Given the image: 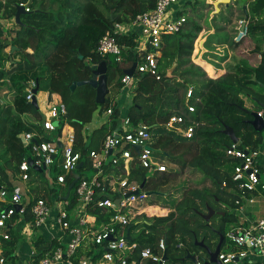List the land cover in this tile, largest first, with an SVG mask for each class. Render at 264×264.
<instances>
[{
    "label": "trees",
    "instance_id": "16d2710c",
    "mask_svg": "<svg viewBox=\"0 0 264 264\" xmlns=\"http://www.w3.org/2000/svg\"><path fill=\"white\" fill-rule=\"evenodd\" d=\"M82 1V4L79 3L80 0L0 2V15L4 19H13L17 6L28 4L29 9L26 14L20 16L21 25H17V28L8 34L0 25V85L9 80L11 84L9 89L12 91L0 98V144L5 150L4 156L0 159V188L8 194L14 191L16 185L13 181L16 178L10 176L9 172L17 176L21 162L31 157V146H24L20 137L27 133L44 136L39 124L43 120V114L26 101L25 87L30 81L35 82L39 92L60 97L66 107V115L59 120L57 132H60L64 122L73 127L72 148L74 152L80 153L79 163H83L80 169L66 174L65 187L60 189L58 187V190L51 188L50 185L54 186L56 177L64 174L59 167L61 151L56 157L55 164L48 171L49 174H53L51 184L40 180L39 177L44 172L29 170L25 183L29 184L28 191L35 198H30L28 192L26 195L21 192L25 206L23 216L14 213L6 221L8 227L5 233L8 239L0 238L2 264H14L17 258L15 252L21 244L19 230L12 227L13 223L22 221L23 224H32L33 216L30 209L37 200L49 203L66 196L75 176L73 173H78L81 179L89 180L90 177H84L81 172L86 166L92 170L88 159L89 152L98 151L100 146L95 144L103 141L105 135L118 126L120 110L116 104L111 103L106 96L105 103L98 105L95 103V90L92 87L84 85L71 91V84L89 80L90 68L104 62L107 68L108 92L111 86L120 90L124 87L121 83L124 72L133 64L141 62L140 55L135 51L137 34L116 37L119 45L126 48L122 49L119 63L113 56L99 57L95 53V48L105 33L112 32L116 25L129 22L136 15L153 9L156 0ZM196 1L194 3L189 1L186 4V7H190L189 10L178 11L176 16L185 17L183 27L177 33L164 36L162 39L159 50L161 55L156 59L159 79L149 74L134 72L135 87L127 108V120L130 125L136 127L138 124H146L154 137L152 145L154 154L159 155L157 154L159 152L165 156L167 162L178 167V171L159 172L155 167L143 169L133 166L132 163L126 173L122 160L115 167L109 163L104 166L105 174L115 173L128 184L139 186L143 184L142 189L146 194L152 193L151 196L147 195L146 200V203L151 205L158 204L156 199H163L162 197L167 194H163L164 187H168L184 172L189 174L191 181L189 186L178 190L181 191L180 199L174 201L171 199L174 196L168 193L170 200H163L161 203L162 208L170 211L167 216L155 217L141 223L134 221L125 227V231L129 232L128 240L136 243L135 254L144 248L157 253L158 242L163 239L166 264H193L190 260H181L187 252L195 255L200 263L207 261L206 251L197 243L203 241V244L213 251L219 237L224 236L227 227L237 221L233 211L240 189L239 184L232 181V176L238 162L226 157L225 151L232 143L222 133L224 126L232 128L238 139L239 149L247 147L257 150L264 143V130L256 132L249 123L252 120V113L260 112L261 108L253 102L256 110L251 111L245 107L244 102L245 98H254L264 104V97L249 87L251 82L264 85V51L259 47L261 40L258 43L254 41L255 47L252 50L254 55L260 56L256 67L236 64L237 67H231V71L224 76L216 79L207 77L203 70L191 63V56L194 41L203 30L202 27L204 24L209 27L208 19L212 6L205 3L198 5V0ZM246 5V13L242 8L239 9V19L248 21L246 39L253 41L250 37L257 33L264 37V0H251ZM241 43H235L232 39L230 47L237 48ZM203 44V41L195 42L193 56L197 62H200L202 52L205 50ZM8 47H15L16 50L13 53L9 50L7 53L5 50ZM210 63L212 62L205 63L204 67L207 73L212 74ZM173 65L174 68L168 75V70ZM253 76L255 80L251 81ZM189 87L192 88V96L186 101L185 95ZM186 102L195 108L191 118L196 127L190 139L176 136L162 127L173 114L186 112ZM110 109L112 113L108 117V122L94 131L88 140L84 139L82 134L84 126L91 121L94 112H106ZM261 173L264 175L263 169ZM197 175L201 180L193 182L192 179ZM37 182L39 185H36ZM107 183L108 181L106 185ZM74 190L75 186L68 196V211L77 204ZM95 197L98 200L114 199L116 194L107 187L102 188V191L98 190ZM151 197L153 201H150ZM0 206L5 207L3 204ZM209 209L221 211L224 216L213 215L205 222L201 215L207 214ZM87 213L95 217L97 224L108 222L112 216L111 211L97 207H89ZM213 218L217 219V225L212 221ZM44 241L39 237L35 242L37 252L33 261L36 264L45 253L57 247L65 249L67 245L64 242L58 243L56 238ZM104 252V246L90 244L86 248L81 247L76 258L87 256L94 261Z\"/></svg>",
    "mask_w": 264,
    "mask_h": 264
},
{
    "label": "built area",
    "instance_id": "2783aa9c",
    "mask_svg": "<svg viewBox=\"0 0 264 264\" xmlns=\"http://www.w3.org/2000/svg\"><path fill=\"white\" fill-rule=\"evenodd\" d=\"M179 0H156L153 9L138 14L129 22L121 23L115 26L112 32L105 33L98 40L95 53L99 57L113 56L116 62H121L122 49L119 45L117 36H130L137 33L135 51L140 55L141 62L136 64L134 72L137 74H149L159 79L157 69V56L162 46L164 36L177 33L185 23L184 16H176L169 13V9L177 4ZM24 5L25 11L29 9ZM1 16V15H0ZM1 25V17H0ZM233 41L235 43L243 42L248 35V21L239 19L236 22ZM146 53L145 55H142ZM124 87H135L134 75L129 77L124 75L121 79ZM36 87L34 81L27 83L25 87L26 101L30 102L33 98L32 90ZM192 96V88H188L185 100L188 101ZM186 112L173 114L168 121L163 124V129L174 133L176 136L190 139L194 134L196 123L191 115L195 108L191 104H185ZM107 115L112 113V109L106 111ZM262 116V111L257 113ZM66 115V107L62 101H50L46 106L43 120L39 123L44 133L51 136V140L43 139L41 134L27 133L22 135L27 145L31 146V159L34 167L45 170L51 168L56 157L61 151V163L59 167L64 174L56 177L54 186L65 187V176L76 170L81 159L78 152L72 148L74 134L64 131L63 127L57 132L59 120ZM57 123V125H55ZM123 128L117 127L109 131L102 143L99 151H90L88 159L94 175L88 180L79 178L75 184V196L77 198L76 206L68 211V199H56L55 207L49 205L44 200H37L31 206L33 223L29 224L33 230L44 227L53 209L57 210L55 223L58 228L69 237L66 248L57 247L56 249L45 253L37 264H166L167 259H163L165 254V243L161 239L157 245V253L149 248L142 249L135 254L136 243L130 242L126 236L125 227L130 223L137 221L140 217L148 216L149 213L164 217L168 211L157 208L156 205L146 203L148 198L146 192L140 189L139 185L128 184L125 179H120L119 175L112 173L111 178L106 185L107 180H103L107 175L104 173V166L111 164L117 166L120 160L123 162V168L128 172L131 163L134 161L143 169L155 167L159 172H167L165 165L157 162L153 157L152 151L153 134L146 124H138L132 127L127 121ZM35 141V143L33 142ZM57 142L62 144L59 149ZM238 144H231L225 151L226 157L235 159L238 165L234 168L232 181L239 185V196L235 202L236 208L233 213L237 221L231 224L225 230L223 242L221 244L217 259L221 264H243L249 263L250 259L260 257L264 264V215L254 218L250 214L254 213L253 208L264 204V182L261 180V165L258 163L260 151L251 150L247 147L239 149ZM136 147L140 150L135 151ZM149 149H148V148ZM32 167L28 166L26 159L19 165L20 179L26 182L28 172ZM264 169V168H263ZM109 188L116 194L114 199H97V191ZM138 191L137 195L129 193ZM115 201H118L116 204ZM0 238L8 239L5 233L7 229L6 221L14 213L24 214L25 206L22 201V194L18 189L7 193L0 188ZM8 205V206H7ZM20 209L16 211V207ZM97 207L105 211H111L112 216L108 222H101L96 229H92L87 221V209ZM155 210V213H152ZM152 211V212H150ZM164 214V215H163ZM75 216V223L71 216ZM151 215H149L150 218ZM153 217V216H152ZM58 243H62L61 238H56ZM104 246L105 252L97 260L90 257L81 256L76 258L77 251L88 245ZM225 248V250H223ZM2 259L0 258V264Z\"/></svg>",
    "mask_w": 264,
    "mask_h": 264
},
{
    "label": "crops",
    "instance_id": "0c3cea01",
    "mask_svg": "<svg viewBox=\"0 0 264 264\" xmlns=\"http://www.w3.org/2000/svg\"><path fill=\"white\" fill-rule=\"evenodd\" d=\"M4 1L5 0H0V2H4ZM238 1L239 0H236L232 3H230L228 7H225L224 5H220L219 10L217 12L215 11L214 5L212 3V5H213L212 12H211V15L208 19V26L209 27H207L204 24V26L202 27L203 30L198 34L197 39L194 41L193 52H192V56H191V63L193 65L199 67V65H198L199 62L194 60L193 53L195 51V42L197 40L203 41L204 44L202 46L205 47V50L202 52V56H201L199 61L201 62L202 60H205L207 62H212L214 65L218 66L217 68H215L214 73L212 72V74H209L206 71H204L205 74L207 75V77H209L211 79H216V78H219L221 76H224L226 73H229V71H231L230 70L231 67H233V66L237 67L236 64L240 65V66L245 64V65L250 66L252 68L256 67L259 64L260 56L257 54L254 55L252 53V50L255 47L254 41L246 39L247 41L244 40L245 42L241 43L237 48L236 47H234V48L230 47V42L233 39L232 37L234 36L233 33L235 32V28H236L235 26L236 25L234 24V22L228 23L227 22L228 19L225 17H227V16L230 17L229 12L233 11V10L235 11L234 8L238 7V3H235V2H238ZM250 1L247 0L246 3H249ZM202 3L207 4L209 2H208V0H203ZM246 3H245V6L247 7ZM25 6L28 8V4H26ZM184 7L187 8L186 5L183 6L182 8H179L175 4L174 6H172L171 9H169V13L172 15H177L178 11H182L185 9ZM10 20L12 23L16 24L14 17H13V19H10ZM11 31H12V29L9 27L6 32L8 34V32H11ZM222 36H224L225 39H223ZM259 47L261 48L262 51H264V40H261V42L259 43ZM9 50H10V53H13V51L11 52V47L10 48L8 47L5 50V52L8 53ZM160 55H161V53L159 52L157 58H159ZM6 67L7 66H5V68ZM254 80L255 79L253 76L251 81H254ZM10 86H11V84H10L9 80H7L5 84L0 85V90L3 91V94L1 97H3L5 94H7L9 91H11L9 89V88H11ZM249 87L253 90L255 89L254 92H256L258 95H261L264 97V88H262L260 86V84H258V86H255V87H251L249 85ZM42 92L43 91L39 92V88H38V91L35 95L37 105H38L37 94L42 93ZM126 92H127V88L123 87L122 92H121L122 93L121 101L119 100V102H117V107L120 110V117H119V122H118V126H117L119 128H123V126L126 125L125 123L128 121L127 120V108H128V104H129V101L131 100V98L126 95ZM244 100H245L244 101L245 107L247 109H249L251 111L256 110L255 106L253 104V102H255V101H253L252 99H246V98ZM50 101L56 102V101H61V99L56 94H49L47 92H44L45 107L40 109V106L38 105V109L43 114V117H44V113L46 112V106ZM186 103H188V102H186ZM125 104H127V107L122 108V105H125ZM261 111H262V109L260 110V112ZM108 117H109V115H107V113L104 111L94 112L91 121L84 126L83 138L88 140V138L94 133V131H96L103 124L108 122ZM62 127H63L65 133L72 131L74 134L73 127H71L67 122H64ZM60 130H62V128ZM44 136L46 138L47 136H50V135H48L47 133H44ZM44 136H42L43 139H45ZM101 143H102V141L96 143L95 145H99L101 148ZM258 150L260 151V156L258 157L257 161L263 169L264 168V143L262 144V146ZM4 153H5V150L2 146V148H0V159H1V157L4 156ZM157 154H160V153L157 152ZM27 159H26V161H27ZM157 162L165 165V167L167 168V171H169V170L176 171V169H177L176 165L167 162L165 156H163L162 160H159L157 158ZM166 163H168V165ZM130 165H132V163ZM133 166H138L135 161L133 162ZM173 166H175L176 168H173ZM48 171H49V169L45 170L44 174L46 173L48 175L49 174ZM9 174H10V176H13L16 178L13 181V183L16 185L15 189H18L20 192H23L26 195L28 190L30 189V186H29V184L21 181L20 171H19V174L17 176L13 175L11 172H9ZM44 174H42V175H44ZM93 175H94V171L92 170V175L90 176V178ZM106 175H107V177H105L103 180L109 181V178H111V175H113V174L110 173V174H106ZM13 177H12V179H13ZM47 177H49V175ZM261 177H264V175H262V173H261ZM200 180H201V177L197 175L195 177V181L199 182ZM30 185L34 186L33 183H30ZM36 185H39V182H37ZM67 191H68V189H67ZM165 193L163 191V194H165ZM168 193H170V192H167V194ZM167 194H165V196L162 197L164 199V201L170 200V197L167 196ZM170 194H172V193H170ZM153 200L154 199L151 197L150 201H153ZM162 202L163 201L159 202L158 204H161ZM48 204L52 205L54 208L55 207V200L50 201ZM149 205H151V204H149ZM159 206H160V208H162L161 205H159ZM157 208H159V207H157ZM162 209L168 211L166 208H162ZM253 210H254V213H252L250 215L253 216L254 218L261 215V210L263 211V215H264V204L260 203V207L259 208L255 207V208H253ZM56 216H57V210L53 209L52 214H51V218L48 219V221L44 227H42L38 230H33V228L28 223L23 224L22 221H16L15 223H13L12 227H14L16 230H19V235H21V240H20L21 244L17 247V250L15 252V255L17 258L14 261V264H36L33 261V257L35 256V254L37 252V249L35 247V242L39 239V237L41 239L43 238L45 240L44 242H47L48 240H52L54 238L59 237V238H61V241H63L64 243H67L69 237L66 233L62 232L58 228V226L56 225V223H55ZM140 218H144V219L143 220L139 219L136 221V223L146 222L145 220L147 218L145 216L140 217ZM74 219H75V216L72 215L71 220L73 221V223H75ZM87 221L89 222V226L95 230L97 225H98L96 223L95 217L91 216L90 214H87ZM136 233H134V236L136 235ZM0 254H1V248H0ZM248 262L249 263H243V264H263L262 259L260 257H257V256L254 257V260L250 259Z\"/></svg>",
    "mask_w": 264,
    "mask_h": 264
},
{
    "label": "water",
    "instance_id": "95a60500",
    "mask_svg": "<svg viewBox=\"0 0 264 264\" xmlns=\"http://www.w3.org/2000/svg\"><path fill=\"white\" fill-rule=\"evenodd\" d=\"M234 1H236V0H216V1H214L213 5L215 8V11L217 12L219 10L220 5H224L225 7H228L229 4L234 2ZM248 1H250V0H248ZM242 10H243V12L246 13V6H243ZM24 14H26L24 6H17L16 7V13L14 16L16 25H21L20 16L24 15ZM14 50H16V48L11 47V52ZM79 58L81 59V56ZM9 59L11 60V57ZM135 66H136V64H133L130 69H128L124 72V74L129 76V77H132L134 70H135ZM173 68H174V65L171 69L168 70V75L171 73ZM106 71H107V68H106V64L104 62H101L96 66H92L90 68L91 78L89 80H86V81H78V82L72 83L70 86V90L73 91L76 87L89 85L90 87H92L95 90V103L98 105H103L105 103L106 95L108 94ZM260 86L262 88H264V85L260 84ZM37 91H38V86L36 85V87L32 90L33 98L30 102H28V104L32 105L36 109H38V105H37L36 99H35V95H36ZM252 100L255 101L259 105V107L262 109V116H259L257 113H252V120L249 123L252 126V128L254 129V131L261 132L264 130V104L258 102L254 98ZM245 111H247V110H245ZM55 125H57V123H55ZM222 133L225 134L230 139L232 144L238 143V139L235 136L232 128H230L228 126H224ZM20 140L24 146L27 145V143L24 141L22 136L20 137ZM33 142L35 143V141H33ZM57 146L59 149H62V144L60 142H57ZM138 150H140V147L135 148V151H138ZM152 151H153V149H152ZM26 162H27L28 166L32 167L34 170H37L39 172L45 171V166H42L41 168L34 167L31 158H28ZM82 164L83 163L80 162L77 165L76 170L80 169ZM78 179H79V177L76 175L74 177V180L72 181V183L68 187L67 195L63 198L64 200L68 199L69 193L72 190V188L75 186V184L77 183ZM142 187H143V184L140 186V189H142ZM131 194L137 195L138 191H136L134 193H129L125 197H128ZM147 195L151 196L152 193H147ZM115 203L117 204L118 201H115ZM19 209H20V206H17L16 211H18ZM213 215L224 216V213L223 212H215L212 209H209L208 214L201 215V217L204 219L205 222H208ZM126 238L129 239V232L128 231H127ZM222 242H223V236H220L218 244L216 245L214 251L210 250L207 246H205L203 244V241H200L199 243H197V245L199 247L203 248L206 251L207 256H208V260L204 261L203 263H200L197 260L195 255H192L188 252L186 253V255L181 260L182 261H184L185 259L190 260L193 264H221L217 259V255L219 253ZM163 259H166L165 254L163 256Z\"/></svg>",
    "mask_w": 264,
    "mask_h": 264
},
{
    "label": "rangeland",
    "instance_id": "374dc122",
    "mask_svg": "<svg viewBox=\"0 0 264 264\" xmlns=\"http://www.w3.org/2000/svg\"><path fill=\"white\" fill-rule=\"evenodd\" d=\"M188 1H190V2H192V3H194L196 0H179L178 2H177V7H179V8H182L183 6H185L186 4H187V2ZM202 1L203 0H198V5H201V3H202ZM215 0H208V2L209 3H207V4H210L212 7H213V5H212V3L214 2ZM38 2L39 1H37V4H38ZM81 2H83L82 0H80V4H82ZM247 2V0H239L237 3H238V7L237 8H234L235 9V11L233 10V11H230L229 12V14H230V17L229 16H227V17H225V18H227L228 19V23H229V21H230V23L231 22H234V24L236 25V22L239 20V9L241 8V7H243V6H245V3ZM196 3H197V1H196ZM195 3V4H196ZM98 4V3H97ZM100 8L102 9V7H101V5H100ZM172 8V7H171ZM189 8L190 7H187V8H185V11L186 10H189ZM176 14V13H175ZM210 15H211V13H210ZM1 17V27L3 28V30H4V32H6L7 30H8V28L10 27L11 29H15V28H17V25L16 24H14V23H12L11 22V20L10 19H4L2 16H0ZM223 37V39H225V37L224 36H222ZM250 39H252L253 41H255V42H259L260 40H264V37H262L261 35H259L258 33L257 34H255L253 37H250ZM245 41H247L246 39H245ZM244 41V42H245ZM244 42H242V43H244ZM261 42V41H260ZM205 63H207V61H205V60H202L201 62H199L198 63V65H199V68L201 69V70H203V71H205ZM211 65H209V66H211V68H212V72L214 73V70H215V68H217L218 66H216V65H214L213 63H210ZM239 75H240V73H239ZM252 79V78H251ZM251 87H255V86H258L257 84H255L254 82H251L250 84H249ZM127 88V92H126V95L127 96H129L130 98H132V95H133V90H132V88L131 87H126ZM123 89V88H122ZM122 89H120V90H118L117 88H114L113 86H111L110 88H109V92H108V95H106L107 96V98H108V100L110 99V101H111V103H113V104H116L117 105V102H119V100L121 101V98H122ZM255 90V89H254ZM253 89H252V91H254ZM256 93V92H255ZM2 94H3V91H1L0 90V97L2 96ZM257 94V93H256ZM37 102H38V105L40 106V109H42V108H44L45 107V103H44V92H42V93H38L37 94ZM129 103H130V101H129ZM129 105V104H128ZM127 107V104H125V105H122V108H126ZM83 131H84V129H83ZM83 134V133H82ZM85 136V135H84ZM45 139H47V140H51L52 138H51V136H47ZM153 143H154V137H153ZM0 148H2V145H0ZM153 157L155 158V159H159V160H162V158H163V155L162 154H159L158 156L157 155H155V154H153ZM2 158V157H1ZM167 165H168V163H166ZM173 168H176L175 166H173ZM177 171H178V167H177V169H176ZM44 172V171H43ZM82 172V174H83V176L84 177H90L91 175H92V170H90V169H88L87 167L83 170V171H81ZM74 175H79L78 173H73ZM49 175V177H47ZM44 174V175H41L39 178H40V180H42V181H47L49 184H51V182L53 181V174L52 173H50V174ZM198 179V178H197ZM196 179V180H197ZM261 180L264 182V177H261ZM192 181H195V178L194 179H192ZM179 184V185H178ZM189 184H190V177H189V174L188 173H186V172H184V174L183 175H181L176 181H174V182H172L168 187H164V189H163V191H164V193L166 192H170V193H172V195L174 196L173 198H171V199H174V201L175 200H178V199H180V193H181V191L180 192H178V190H181V188H183V187H188L189 186ZM178 185V186H177ZM50 187L51 188H54L55 190H58V187H56V186H53V185H50ZM28 196L30 197V198H32V199H34L35 197L28 191ZM38 197H40V195L38 194ZM164 199H161V198H159V199H156V202H161V201H163ZM172 201V200H171ZM170 201V202H171ZM25 202H26V200H25ZM158 207H160L159 205H161V204H156ZM168 211H169V209H167ZM150 212H152V211H150ZM156 211L155 210H153V212L152 213H155ZM170 212V211H169ZM169 212H167L168 214H169ZM149 215H151L150 216V218H149ZM164 215V214H163ZM153 216V217H152ZM155 217H157V218H160L159 216H155V215H153V214H151V213H149L148 214V216H146V220L148 221H150V220H152L153 218H155ZM165 217V216H164ZM140 219H144V218H140ZM139 220V219H138ZM212 221L217 225V219H215V218H213L212 219ZM136 222V221H135ZM19 238H21V235H20V237ZM223 250H225V248L223 249Z\"/></svg>",
    "mask_w": 264,
    "mask_h": 264
},
{
    "label": "flooded vegetation",
    "instance_id": "af4514ba",
    "mask_svg": "<svg viewBox=\"0 0 264 264\" xmlns=\"http://www.w3.org/2000/svg\"><path fill=\"white\" fill-rule=\"evenodd\" d=\"M215 212H221V211H215ZM220 238V237H219ZM219 241V240H218ZM218 244V243H217ZM214 251V250H213Z\"/></svg>",
    "mask_w": 264,
    "mask_h": 264
}]
</instances>
